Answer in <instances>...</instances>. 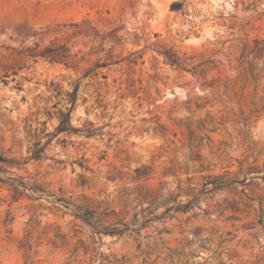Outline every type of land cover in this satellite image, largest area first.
I'll return each mask as SVG.
<instances>
[{
    "label": "rangeland",
    "instance_id": "1",
    "mask_svg": "<svg viewBox=\"0 0 264 264\" xmlns=\"http://www.w3.org/2000/svg\"><path fill=\"white\" fill-rule=\"evenodd\" d=\"M63 45L68 65L30 56ZM79 79L71 124L103 134H61L25 163ZM0 154L49 195L14 202L0 184V264H264V0H0ZM215 177L239 183L202 195ZM171 194L200 198L116 237L51 203L139 228Z\"/></svg>",
    "mask_w": 264,
    "mask_h": 264
},
{
    "label": "trees",
    "instance_id": "2",
    "mask_svg": "<svg viewBox=\"0 0 264 264\" xmlns=\"http://www.w3.org/2000/svg\"><path fill=\"white\" fill-rule=\"evenodd\" d=\"M183 9V4L175 2L171 6V11H181ZM39 46H36L32 51L33 53L30 54L33 58H45L48 59L50 62L54 63H63L65 65H68L67 60L70 58V51L69 49L63 45V46H52V47H46L44 50H38ZM165 59L168 61V63L172 66H175L177 68L183 69V70H194L195 66H189L188 62L192 60V58H182L178 56L176 53H174L172 50H167L163 53ZM132 64H136L135 60L131 61ZM109 64L107 62H99L96 64V66L93 69H90L84 77H88L94 72L98 71V69L108 67ZM97 75V74H95ZM81 87V79L77 81V84L75 85L73 91L69 94V99L71 102V108L67 109L65 113H63L62 118L55 129V132L52 134H49L48 141L43 144L42 142L35 143L34 147L31 151V156L28 157L25 161V163L34 160V161H40L43 158H46V150L49 144L51 143L52 139L56 136H59L64 133H74L77 135H83L86 137H94V136H101L103 134V128L98 129H81L76 128L72 126L71 124V113L73 111V108L76 104L78 93ZM21 163L17 162L14 159H10L5 157L4 155L0 154V184L1 185H9L12 188L13 191V201H21L22 199H32L36 198V200H41L44 198H48V193L45 191L44 188L37 186L35 184H30L25 182L23 179H17L11 176V174L8 171V167L13 166H20ZM264 179V177H262ZM239 182L235 180H226L225 177H215L211 179L210 182L205 184V190L202 192V195L210 194L215 191L220 190H227L233 188L236 184ZM209 185H212L213 188L208 190ZM200 197H195L191 201H189L187 204H182V202H178V196H174L171 194L168 198L161 197V201L157 203H151L148 208L143 209V213L147 212V216H143V224L136 228V225L138 223L137 217L134 218L132 223L125 222L124 219L120 220L118 223L111 224L109 226H102L103 222L99 218V215L96 211L90 210L89 208H85L81 205L73 204L70 201L64 200L62 198H57L51 201L53 204L60 203L62 207L65 209H70L71 206L73 208L71 209V212L76 216L77 219L81 220L83 223L89 225L93 228L95 234H104L111 237L116 236H122L124 234H139L140 230L144 228L147 224H149L152 221L156 220H164L166 219L170 213H181V212H187L193 207V204L198 202ZM172 203H175L174 206H170ZM160 206H166V210L162 215H154V212L157 211V209ZM114 214V213H112ZM111 213H106V217L111 216Z\"/></svg>",
    "mask_w": 264,
    "mask_h": 264
}]
</instances>
